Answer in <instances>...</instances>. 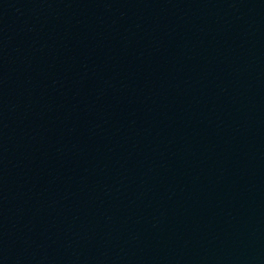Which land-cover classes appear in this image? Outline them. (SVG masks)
<instances>
[{
  "label": "water",
  "instance_id": "obj_1",
  "mask_svg": "<svg viewBox=\"0 0 264 264\" xmlns=\"http://www.w3.org/2000/svg\"><path fill=\"white\" fill-rule=\"evenodd\" d=\"M0 264H264V0H0Z\"/></svg>",
  "mask_w": 264,
  "mask_h": 264
}]
</instances>
